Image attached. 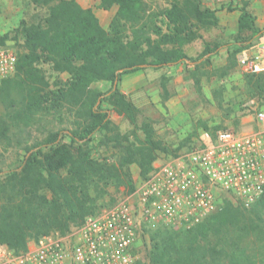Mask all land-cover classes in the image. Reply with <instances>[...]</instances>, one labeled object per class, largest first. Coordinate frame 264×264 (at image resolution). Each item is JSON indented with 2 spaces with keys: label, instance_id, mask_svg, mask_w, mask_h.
<instances>
[{
  "label": "trees",
  "instance_id": "trees-1",
  "mask_svg": "<svg viewBox=\"0 0 264 264\" xmlns=\"http://www.w3.org/2000/svg\"><path fill=\"white\" fill-rule=\"evenodd\" d=\"M30 1L46 6L47 12L38 22L20 20L23 50L14 75L0 82V101L11 119L25 124L43 111H66L75 124L25 145L20 163L0 171V243L15 251L41 235L64 234L100 211L99 200L108 187L131 192L136 184L130 164L138 166L142 180L153 169L157 153H178L155 137L150 120L137 123L136 107L119 83L124 74L137 70L190 63L184 46L200 36V28L218 25L215 10L201 0H171L159 14L149 11L148 0H99L104 10L117 5L107 28L76 0ZM159 15L164 28L157 24ZM263 35L244 1L234 51L252 46ZM9 37L0 32V47ZM216 49L206 45L197 59ZM41 62L68 78L51 88ZM243 79L248 93L264 104V72ZM99 81L108 83L106 90L92 86ZM161 87L166 99V85ZM111 110L135 129L121 133ZM3 126L0 132L6 131ZM97 135L98 142L115 147V160L94 151ZM148 235L145 259L133 264H264V190L250 208L224 200L217 211L188 228L158 226Z\"/></svg>",
  "mask_w": 264,
  "mask_h": 264
},
{
  "label": "rangeland",
  "instance_id": "rangeland-1",
  "mask_svg": "<svg viewBox=\"0 0 264 264\" xmlns=\"http://www.w3.org/2000/svg\"><path fill=\"white\" fill-rule=\"evenodd\" d=\"M86 1L100 22L106 23L104 25H107L105 27L107 28L110 22L107 17L109 9H102L98 0ZM170 1L148 0L149 11L159 14L162 9L169 6ZM202 5L207 6L204 2ZM240 7L213 8L218 18V25L200 28L198 31L200 36L184 46L187 56L192 58L190 63L156 69L149 67L124 74L121 78L119 87L135 105L138 114L137 123L140 124L143 119L150 120L155 129V137L171 150L177 149L179 153L201 143L205 132L214 134L222 129L244 130L250 127L244 123L246 118L243 117L245 112L242 104L252 96L248 93L243 75L237 67L239 52L234 51L235 46L232 43L237 32ZM248 9L255 15L256 26L264 29V19L259 17L255 6H252L250 1H248ZM46 12V6L35 5L30 0H0V32L8 33L10 36L4 48L13 51L17 57L18 53L23 50V38L17 31L20 20H25L27 23L38 22L44 18ZM156 20L157 24L164 28V17L159 15ZM262 39L264 35L256 39L254 44ZM206 45L211 47L216 45L217 49L213 54H206L198 60L197 58ZM38 66L42 69L51 88L64 82L69 76L66 72L53 70L52 66L46 62H41ZM15 70L8 76L12 77ZM163 83L167 88L166 99L163 98L161 87ZM92 86L106 90L108 83L99 81ZM110 118L121 133L135 129L127 119L113 110L110 111ZM73 120L66 111H63V114L43 111L25 124L11 119L5 104L0 101V124H4L3 128H6V131L2 129L0 132V171L4 172L20 163L25 145L42 139L49 131L73 126L75 124ZM138 135L143 136L139 131ZM95 138L92 146L94 151L110 161L115 160V147L111 143L98 142L99 135ZM166 154L170 153L159 152L157 156L159 159H164ZM129 169L133 182L137 184L140 181L138 166L132 163ZM128 192L123 186L108 187L107 194L99 200L98 209L107 206ZM215 194L218 203L217 210L224 200H230L244 208H250L257 200L246 207L228 192L216 189ZM211 213L206 214L203 219ZM158 226L180 228L163 223L142 224L135 237L134 262L145 259L150 244L148 233Z\"/></svg>",
  "mask_w": 264,
  "mask_h": 264
},
{
  "label": "built area",
  "instance_id": "built-area-1",
  "mask_svg": "<svg viewBox=\"0 0 264 264\" xmlns=\"http://www.w3.org/2000/svg\"><path fill=\"white\" fill-rule=\"evenodd\" d=\"M211 8H237L251 0H201ZM16 54L0 47V79L16 67ZM240 73L264 72V39L237 56ZM248 129L205 132L202 142L157 158L150 174L66 233L51 232L15 251L0 243V264H133L135 237L142 224L188 228L217 210L215 190L232 194L243 206L264 190V104H242Z\"/></svg>",
  "mask_w": 264,
  "mask_h": 264
},
{
  "label": "crops",
  "instance_id": "crops-1",
  "mask_svg": "<svg viewBox=\"0 0 264 264\" xmlns=\"http://www.w3.org/2000/svg\"><path fill=\"white\" fill-rule=\"evenodd\" d=\"M82 7H89V8H91V6H90V4H88L87 3V1L86 0H76ZM99 1V0H98ZM251 2V5L252 6H255V10H256V12L258 13V15H259V17H261L262 19H264V0H251L250 1ZM258 2H260V3H258ZM262 3V4H261ZM92 9V8H91ZM93 10V9H92ZM116 10H117V5L116 4H114V5H112L111 6V8L109 9V15H107V17H109V19H111L112 18V16L115 14V12H116ZM93 12H94V10H93ZM95 13V12H94ZM95 15H96V13H95ZM97 16V15H96ZM100 21V20H99ZM105 21H106V19H105ZM110 21V20H109ZM101 23V25L103 26V27H106L107 25H104V24H106V23H103L102 24V21L100 22Z\"/></svg>",
  "mask_w": 264,
  "mask_h": 264
}]
</instances>
